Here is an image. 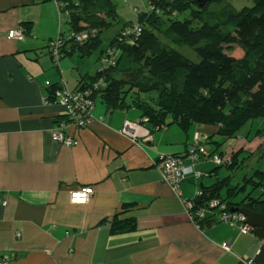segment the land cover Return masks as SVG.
<instances>
[{"label":"crops","instance_id":"crops-1","mask_svg":"<svg viewBox=\"0 0 264 264\" xmlns=\"http://www.w3.org/2000/svg\"><path fill=\"white\" fill-rule=\"evenodd\" d=\"M60 16L57 0H0V260L264 264V245L253 230L244 232L239 224L215 216L203 224L191 219L183 199L194 200L203 180L196 184L188 175L177 196L155 165L163 155L186 153L196 134L201 140L212 137V127L193 124L183 130L171 124L148 139L133 140L121 129L126 120L140 121V110L109 109L96 97L87 126L78 129L67 122L77 144L53 139L58 121L65 118L56 101H46L48 88L66 82L74 90L84 75H91L77 65L79 78L67 77L51 52L52 63L43 59L45 46L38 39L58 37ZM24 22L33 24L26 39H9V30ZM85 185L94 189L89 201L73 203L71 192ZM118 214L133 220L134 229L111 232Z\"/></svg>","mask_w":264,"mask_h":264},{"label":"trees","instance_id":"trees-1","mask_svg":"<svg viewBox=\"0 0 264 264\" xmlns=\"http://www.w3.org/2000/svg\"><path fill=\"white\" fill-rule=\"evenodd\" d=\"M246 1L250 4L237 7ZM58 2L69 26L58 35L60 58L56 61L75 53L87 58L106 44L99 60L108 65L84 75L77 88L103 78L93 99L100 97L109 109H139L140 122L152 132L171 124L183 130L193 124H209L217 128L210 136L225 138L237 135L248 121L264 117V0H153L152 9L138 15L135 24L143 30L134 44L124 37V30L134 23L117 28L120 19L114 0ZM20 25L25 36L33 26L32 22ZM108 30L110 34L105 33ZM239 30H246V35L239 37ZM83 32H90L89 37L76 40ZM237 45L245 52L242 58L232 55ZM186 49L194 55H188ZM57 88V84L48 88L49 100H56ZM62 118L67 115L63 113ZM257 150L264 154V140ZM237 156L233 153L224 162L237 168ZM247 181L254 189L264 187V170H256ZM246 182L243 187L230 186L228 177L209 185L200 182L202 195L196 201L206 204L220 198L231 208L246 206L263 212L264 189L259 196L249 193L236 201ZM119 215L112 221L111 232L133 230V220L119 219Z\"/></svg>","mask_w":264,"mask_h":264},{"label":"built area","instance_id":"built-area-1","mask_svg":"<svg viewBox=\"0 0 264 264\" xmlns=\"http://www.w3.org/2000/svg\"><path fill=\"white\" fill-rule=\"evenodd\" d=\"M142 30L141 25L134 23L124 30V37L125 39L127 38V42L134 44L141 36ZM89 35L90 32L77 34L76 40L83 41L87 39ZM93 35H96V31H93ZM8 38L17 41H24L26 38L24 28L21 25H18L9 30ZM59 46V37L49 42V50L57 59L60 58ZM109 53L112 54L111 51H109ZM108 58H110V56H108ZM103 84L104 80L101 78L92 84L74 90H70L67 87L66 82L58 85L55 92V101L61 106L63 113L67 115V118L58 122V126L53 134V139L56 142H60L64 145H75L78 143L77 138L68 132L67 122L70 121L78 129L87 126L95 105L93 94ZM48 100L47 97L46 101L48 102ZM121 132L133 140L148 139L152 134L149 127L142 124L140 121L132 120L125 121ZM208 156L209 153L206 147L199 140L198 134H196L194 141L188 145L186 153L163 155L155 165L161 171L164 182L169 184L177 196H180L181 184L188 175L193 174L197 180L203 177L204 174L196 169V166L200 164L204 157ZM212 159L217 164L221 163V157L218 154L212 155ZM187 161H189V163H187ZM93 193L94 189L92 185L77 187L70 194L71 201L73 203H86L89 201ZM195 195L196 197L194 200H188L187 198L183 199L191 219L195 221L208 219L211 221L215 216L221 221L239 224L244 232L253 230L252 226L246 221V217L240 211L233 210L225 200L215 198L209 200L206 204L197 203L196 199L202 195V191L199 187L196 188ZM262 244L264 245V239L262 240ZM225 247H228V245L226 244ZM258 253H261V249ZM249 263L251 264L252 261ZM0 264H9V260L1 259Z\"/></svg>","mask_w":264,"mask_h":264},{"label":"rangeland","instance_id":"rangeland-1","mask_svg":"<svg viewBox=\"0 0 264 264\" xmlns=\"http://www.w3.org/2000/svg\"><path fill=\"white\" fill-rule=\"evenodd\" d=\"M117 6V12L119 15L120 23L117 21L118 25L125 23H137L138 22V15L140 12H147L149 9H152V2L153 0H114ZM250 4L249 1L237 6L241 8L242 6ZM63 16H60L59 22H61L63 29H68L67 23V14L62 12ZM47 30L46 25H44L43 31ZM111 30H108L105 33L110 34ZM247 33L246 30H239L237 34L239 37L245 36ZM47 36V35H45ZM47 39V38H46ZM44 39L43 36H40L38 39L42 45L45 46L43 48V59L47 63H52L49 60L50 50L48 48V40ZM106 44L99 49L97 48L92 55L87 58H82L80 55L73 54L71 56H66L62 58L59 62L61 63V71H67L65 74L67 77L79 78V72L77 69V65L80 68L81 72H87L89 74L96 73L97 70L106 67L108 65L104 59L101 61L99 60V55L101 53V49L104 48ZM186 53L190 56L194 55L192 50L186 49ZM232 55L236 56L237 58H242L245 55L244 50L237 45L235 50L232 52ZM48 56V57H47ZM57 58L54 59L53 63H57ZM54 65V64H53ZM75 66V67H74ZM59 72V69H56ZM83 75V74H81ZM202 127H212V131L216 130L215 125L209 124H200ZM219 144L210 141L207 142V138L203 137L202 144L206 147L207 151L210 153H217L221 157L222 165H217L212 161V155L208 157H204L205 159L201 160L198 169L204 172V176L201 178L206 183H212L218 178H229L230 186H240L243 187L246 182V178H250L253 176L256 170L261 169L264 170V154L257 150V146L264 140V117L259 116L250 121H248L239 131L238 134L232 137H220L218 135L214 136L213 138ZM206 140V141H205ZM233 153H237L238 159V167L231 168L228 166L227 163L224 161L229 160L232 157ZM236 159V160H237ZM189 163V161H187ZM209 173H213V175H208ZM195 180V178H193ZM198 184L200 181H196ZM264 187H258L254 189L253 184L250 181L246 182V187L243 190H239L238 194L236 195V201H241L244 199L249 193H253L254 196H259Z\"/></svg>","mask_w":264,"mask_h":264},{"label":"water","instance_id":"water-1","mask_svg":"<svg viewBox=\"0 0 264 264\" xmlns=\"http://www.w3.org/2000/svg\"><path fill=\"white\" fill-rule=\"evenodd\" d=\"M233 210L240 211L252 226L254 235L259 239H264V211L255 212L246 206L235 207Z\"/></svg>","mask_w":264,"mask_h":264},{"label":"clouds","instance_id":"clouds-1","mask_svg":"<svg viewBox=\"0 0 264 264\" xmlns=\"http://www.w3.org/2000/svg\"><path fill=\"white\" fill-rule=\"evenodd\" d=\"M58 1V0H57ZM59 3V2H58ZM60 6V5H59ZM26 39V38H25ZM148 127V126H147ZM161 129V128H160ZM199 140L201 141V143L203 142V140H201L200 138H199ZM206 141V140H205ZM209 153V156H211L213 153H210V152H208ZM214 154H217V153H214ZM213 154V155H214ZM219 155V154H218ZM204 159V158H203ZM212 161H213V159H212ZM217 164V163H216ZM196 169H197V166H196ZM203 173V172H202ZM204 174V173H203ZM188 177V176H187ZM263 240V239H262Z\"/></svg>","mask_w":264,"mask_h":264}]
</instances>
